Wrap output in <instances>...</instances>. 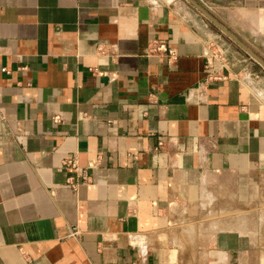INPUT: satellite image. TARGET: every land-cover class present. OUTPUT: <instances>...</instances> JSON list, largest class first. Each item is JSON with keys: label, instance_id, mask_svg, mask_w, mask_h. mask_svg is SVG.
Returning a JSON list of instances; mask_svg holds the SVG:
<instances>
[{"label": "crops", "instance_id": "crops-1", "mask_svg": "<svg viewBox=\"0 0 264 264\" xmlns=\"http://www.w3.org/2000/svg\"><path fill=\"white\" fill-rule=\"evenodd\" d=\"M196 1L264 60V0ZM223 36L188 0H0V264H264V70Z\"/></svg>", "mask_w": 264, "mask_h": 264}, {"label": "built area", "instance_id": "built-area-1", "mask_svg": "<svg viewBox=\"0 0 264 264\" xmlns=\"http://www.w3.org/2000/svg\"><path fill=\"white\" fill-rule=\"evenodd\" d=\"M227 50H228L227 48H225L224 46L220 45V43H218L217 51L213 53V56H212L213 60H219L221 62L219 69H223L224 67L228 69L229 67V64H228L229 60L227 58V54H228ZM150 53L166 58L170 62L175 61L178 58L177 50L174 49L173 47H170L168 43L164 40H154L151 43ZM212 61H209V62L212 63ZM215 77L223 78L225 77V75L221 72L216 71ZM158 144L160 147L163 146L164 145L163 139H160ZM64 165L70 169H76V170L78 169V163L75 159L65 160ZM83 177L85 180L87 179L86 175H84ZM72 185L73 187H75L74 183Z\"/></svg>", "mask_w": 264, "mask_h": 264}, {"label": "water", "instance_id": "water-1", "mask_svg": "<svg viewBox=\"0 0 264 264\" xmlns=\"http://www.w3.org/2000/svg\"><path fill=\"white\" fill-rule=\"evenodd\" d=\"M199 12H201L211 23H213L224 35L229 37L232 41L237 43L243 50H245L253 60H255L264 69V60L252 51L245 43H243L233 32H231L225 25H223L215 16L207 11L196 0H188Z\"/></svg>", "mask_w": 264, "mask_h": 264}, {"label": "rangeland", "instance_id": "rangeland-1", "mask_svg": "<svg viewBox=\"0 0 264 264\" xmlns=\"http://www.w3.org/2000/svg\"><path fill=\"white\" fill-rule=\"evenodd\" d=\"M215 29H216V31H218L219 33H221V34H223L224 35V33H222L221 31H220V29H218L216 26H215ZM223 37H225V39L227 40V41H231L232 43H234L229 37H227L226 35H224ZM235 44V43H234ZM236 45V44H235ZM263 69V68H262ZM264 70V69H263Z\"/></svg>", "mask_w": 264, "mask_h": 264}, {"label": "bare ground", "instance_id": "bare-ground-1", "mask_svg": "<svg viewBox=\"0 0 264 264\" xmlns=\"http://www.w3.org/2000/svg\"><path fill=\"white\" fill-rule=\"evenodd\" d=\"M263 99V98H262ZM227 225V224H226ZM240 228V227H239ZM234 229V228H233Z\"/></svg>", "mask_w": 264, "mask_h": 264}]
</instances>
